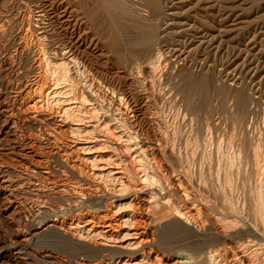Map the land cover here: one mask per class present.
<instances>
[{"label": "bare ground", "instance_id": "1", "mask_svg": "<svg viewBox=\"0 0 264 264\" xmlns=\"http://www.w3.org/2000/svg\"><path fill=\"white\" fill-rule=\"evenodd\" d=\"M251 1L252 9L264 2ZM137 2L147 8L145 17L133 13L127 0H11L2 7L0 38L12 35L13 50L0 57V264H252L249 246L230 243L245 235L264 240L229 198L235 155H229L230 166L222 171V191L211 196L206 171L198 168V175L191 176L175 156L177 142L168 147L170 136L156 132L152 123L155 91L178 93L177 79L191 84L192 69L200 62L194 53L201 55L203 66L208 63L202 57L213 45L207 21L197 28L188 19L177 21L182 15L178 10L195 0ZM196 6L204 14L216 13L219 26L237 14L235 26L247 23L239 27L240 33L250 24L242 17V10L249 14V3L243 9L238 0H198ZM102 11L117 28L123 21L136 32L139 51L125 47L130 56L120 54L125 43L118 32L108 33L111 51L120 54L116 72L102 65L94 51ZM207 71L192 81L194 91L203 96L213 81ZM126 74L134 77L132 82ZM224 75L219 72L212 91L223 109L233 101L244 132L254 112L252 88L237 76L239 82L227 91L225 83H217ZM250 146L260 170L255 195L250 196L253 216L263 220V147L259 142ZM51 249L67 253L68 260Z\"/></svg>", "mask_w": 264, "mask_h": 264}, {"label": "rangeland", "instance_id": "2", "mask_svg": "<svg viewBox=\"0 0 264 264\" xmlns=\"http://www.w3.org/2000/svg\"><path fill=\"white\" fill-rule=\"evenodd\" d=\"M1 1H3L1 3ZM6 5L5 0H0V9H2L0 11L1 14H4V10L5 8H7L10 3L11 0H6ZM13 1V0H12ZM127 0V4H129L128 6L132 8L133 13L135 12V14H139L141 17H145L144 14L147 13V8L145 6L139 5L137 4V0L136 1H129ZM194 1V0H192ZM198 0H195V3H191V2H186L185 3V8L184 6H182L181 9L178 10V12H180L182 15H180L181 17L177 18V21L180 23H184L187 19L186 22H191V24L195 25V27L197 28L198 26H200L201 24H205L206 21V27L209 29V38H212L211 42L213 43L212 46H208L209 49L208 52H205L203 54L202 57L207 56L208 63H206L204 66L202 65L203 62L201 61V55L196 52L194 54H196L195 58L197 57V62L198 63V67L195 66L192 71H193V79H190L189 81L191 82V84L188 82H185L181 79H177L178 82H176V90L179 93H176L175 91L172 93L168 92H161L159 89L158 91H155V93H157V101L155 104V115L153 116V127L156 130V132H158V130H161L162 132H165V136H170L169 138L167 137V140L170 141V145H168V147L170 146H174L172 144H174L173 142H177L174 147L175 148V156H177L178 160H180V165L184 166L185 168H187V170L189 171V174L192 176V174L198 175L199 171L204 169V171H206V181H207V187L208 190L210 191L209 193L212 194L211 196H214L215 193H220L222 191V181L224 179L223 177V170L224 168H226V166H230L229 162H228V158L230 157H234L236 158V154H238V151H241L239 156L237 155V158L235 160V158L232 160L235 163H231V168H233V175H232V187L228 189V194H229V198L232 200V202H236L234 203L236 209L238 208L237 212L240 216H242V218H244V221L247 224H252V226H256V228L259 230L260 233L264 234V225H262L264 223V219L261 220L262 218L258 217L256 214L255 216H253L254 214V202L253 199L251 197H254L253 194L255 193V189L257 186V182L260 179V176H258L260 174V170L258 168V164L254 159L253 156V148L252 146H250V143H256L261 144V165L264 161V2L263 5H261L258 9L255 7L252 9L253 5L251 0H238V3L241 4V6L243 7V9L247 8L248 3V10L249 14L248 17H245L247 15L244 14L245 10L243 11V15L244 16L243 19L248 20V22L250 24H248V28L246 30H242L243 32L240 33L239 31L241 30V28H239L240 26H244L247 23H239L236 26L238 27V30L236 29L237 27L235 26L236 23L234 22H238V18L237 14H235L232 18V16L230 17V19L227 22L222 23V25L219 24L214 21V19L216 18L218 20V18L216 17L217 15L214 14L213 12H209L208 14L204 12H199V8L197 9L196 6V2ZM248 1V2H247ZM132 4H131V3ZM135 3V4H133ZM2 4H4L3 6H1ZM187 5V6H186ZM247 5V6H246ZM5 8H2L4 7ZM7 6V7H6ZM133 6V7H132ZM196 6V9H194ZM263 6V7H262ZM140 7V8H139ZM192 8L194 10H192ZM135 10V11H134ZM138 10V11H137ZM185 10V11H184ZM192 12H191V11ZM259 12H257V11ZM3 11V13H2ZM140 11V12H139ZM251 11V12H250ZM183 12V13H182ZM197 12V13H196ZM253 12V13H252ZM190 13V14H189ZM201 13V14H200ZM238 13V12H237ZM247 13V12H246ZM251 13V14H250ZM0 14V15H1ZM185 14H189V15H185ZM207 14V15H206ZM210 14V16H209ZM257 14V15H256ZM101 18L103 21V24L101 23V35L97 36L95 38V41H97L98 47L96 49H94V51L96 52V54L98 55V59L99 62L104 65L105 67H111L108 68L113 72H116V70H119L118 65H117V60L120 57V54H122L123 52V56H130V48H134L136 46V32L134 30V28L129 27L127 24H125L123 21L119 22V27L117 28L114 23H112L109 19V17L107 16V13L105 12H101ZM202 15H204L202 17ZM262 15V16H261ZM2 16V15H1ZM0 16V17H1ZM189 16V17H188ZM199 16V17H198ZM207 16V17H206ZM147 17V16H146ZM188 17V18H187ZM193 17V18H192ZM196 17V18H194ZM237 17V18H236ZM259 17V18H258ZM232 18V20H231ZM257 18V19H256ZM205 20V23L203 22ZM207 19V20H206ZM241 19V21L243 20ZM259 19V20H258ZM263 19V20H261ZM108 20V21H107ZM191 20V21H189ZM203 20V21H202ZM253 20V21H252ZM240 21V19H239ZM209 22V23H208ZM260 22V23H259ZM113 24V25H112ZM226 24V25H225ZM234 24V25H232ZM257 24V25H256ZM263 24V25H262ZM122 25V26H121ZM255 25V26H254ZM112 26V27H111ZM212 28H211V27ZM224 26V28H223ZM129 27V28H127ZM187 26H184V28ZM236 27V28H235ZM120 28V29H119ZM123 28V29H122ZM195 28V29H196ZM224 30H223V29ZM235 28V29H234ZM257 28V29H256ZM178 29V28H176ZM217 29V30H216ZM259 29V30H258ZM105 30V31H104ZM112 30V31H111ZM115 30V31H114ZM131 30V31H130ZM220 30H223L222 33L220 32ZM226 30V31H225ZM229 32H228V31ZM257 30V31H256ZM110 31V32H109ZM130 31V32H129ZM235 31V32H234ZM106 32V33H105ZM113 32H118V35H120V39L122 41V43L124 44V46H122L123 48L121 49V53H116V51H111V47H110V43L108 40V37L110 33ZM109 33V34H108ZM220 33V34H219ZM240 33V34H239ZM15 34V33H14ZM228 34V35H227ZM223 35V36H222ZM236 35V36H235ZM240 35V36H239ZM243 35V36H242ZM257 35V36H254ZM7 35L5 38H0V57L3 58L4 52L7 53L9 51H12L13 49L11 48V37L12 35ZM124 37V38H123ZM129 37V38H128ZM236 37V38H235ZM263 37V38H262ZM126 38V39H125ZM214 38V39H213ZM8 39V40H7ZM132 39V40H131ZM218 39V40H217ZM236 41H235V40ZM102 40V41H101ZM127 40V41H126ZM234 40V41H233ZM238 40V41H237ZM263 40V41H262ZM6 41V42H4ZM9 41V42H8ZM216 41V42H213ZM197 39L195 41L194 39V46H197ZM220 42V43H218ZM224 42V43H223ZM260 42V43H259ZM6 43V44H5ZM217 43V44H216ZM240 43V44H239ZM247 43V44H246ZM220 44V45H219ZM224 44V45H223ZM127 45V46H126ZM134 45V46H133ZM215 45L220 46L221 50H218V48L215 47ZM130 47V48H125V47ZM214 46V48H212ZM221 46H224L223 48ZM247 46V48H246ZM8 47V48H7ZM101 47V48H100ZM99 48V49H98ZM138 48V47H137ZM136 47L134 48L136 52H138L139 48L137 49ZM219 48V49H220ZM254 48V49H253ZM256 48V49H255ZM8 49V50H7ZM216 49V50H215ZM238 49V50H237ZM263 49V50H262ZM218 50V51H217ZM223 50V52H222ZM240 51V52H239ZM263 53H262V52ZM147 52V51H146ZM145 52V53H146ZM235 52V53H234ZM237 52V53H236ZM260 52V53H259ZM216 53V54H215ZM243 53V54H241ZM262 53V54H261ZM104 54V55H103ZM115 54V55H114ZM257 54V55H256ZM119 55V56H118ZM200 55V56H198ZM205 55V56H204ZM226 55V56H225ZM232 55V56H231ZM254 55V56H253ZM258 57V58H257ZM0 58V59H2ZM112 58V59H111ZM255 58V59H254ZM211 60V61H209ZM225 60V61H224ZM232 60V61H231ZM236 60V61H235ZM240 60V61H239ZM222 61V62H221ZM107 62V63H106ZM211 62V63H210ZM218 62V63H217ZM221 62V63H220ZM223 63V64H222ZM212 66H211V65ZM226 64V65H225ZM116 65V66H115ZM180 66H182L180 64ZM179 66V67H180ZM200 67V68H199ZM204 67V68H203ZM235 67V68H234ZM203 68V69H202ZM214 72L212 73L210 71V73H208V71L206 73H208V76L211 78V80L213 79V81L210 83V88L208 89V94L204 95L201 92L194 91L195 86L194 84H192V81L194 82V79L196 80L200 75H202V73L205 74L204 71H206L207 69H209ZM213 68V69H212ZM174 69V68H173ZM178 70L177 68H175L174 71ZM214 70V71H213ZM220 70V71H219ZM241 70V71H240ZM248 70V71H247ZM217 71V72H216ZM225 71V72H224ZM219 72H223L225 75L223 77V79H218L217 83L219 84H224L225 85V89L230 91L229 87H233L236 86L234 85V83L237 84V82H239L237 79H239V77L241 78V80L243 79V81L251 86L252 90H251V94L254 98V102L252 103L254 112L251 114V116L248 118V122L245 126V134L244 132H242V123L243 122L241 120V113L239 111V109H237V107H235L233 105V101H229L228 104L226 105V107L223 109L220 107V105L218 104L219 102V97L217 95H215V93L212 91L213 90V86H214V82L216 81V77L219 74ZM212 73V74H211ZM218 73V74H217ZM230 73V74H229ZM253 73V74H252ZM203 74V75H204ZM198 75V77L196 76ZM227 75V76H226ZM228 75H231L230 79L228 78ZM232 75L235 76V80H231ZM127 81L128 82H132L134 77L126 74ZM195 76V78H194ZM239 76V77H237ZM227 77V78H226ZM237 77V79H236ZM252 77V78H251ZM261 77V78H260ZM224 80V81H223ZM222 81V82H221ZM235 81V82H232ZM248 81V82H247ZM185 82V83H184ZM187 83V85H185ZM230 83V84H229ZM232 83V84H231ZM254 83V84H253ZM188 84L190 85V87L188 86ZM213 86H212V85ZM194 87H193V86ZM253 85V86H252ZM256 85V86H255ZM180 88H179V87ZM184 87V88H183ZM188 87V88H187ZM187 88V89H186ZM191 88V89H190ZM182 89V90H181ZM261 89V90H260ZM180 90V91H179ZM190 90V91H188ZM192 90V91H191ZM188 92L187 95L186 93ZM194 94H192V93ZM159 93V95H158ZM163 93V94H161ZM172 94V95H171ZM177 94V95H176ZM192 94V96H191ZM163 95V98H162ZM175 95V96H174ZM185 95V96H184ZM184 96V97H183ZM168 97V98H167ZM170 97V98H169ZM178 97V98H177ZM189 99H188V98ZM190 100V105H186V99ZM180 99V100H179ZM192 99V100H191ZM187 100V101H188ZM193 101V102H192ZM161 102V103H160ZM183 102V103H182ZM181 106H180V104ZM193 103V104H191ZM159 104V105H158ZM175 104V105H174ZM178 105V106H177ZM183 105H185L183 107ZM196 106V107H195ZM215 107V108H214ZM161 108V109H160ZM171 108V109H170ZM187 108V109H186ZM220 108V109H219ZM229 109V110H228ZM191 110V111H190ZM160 117H159V116ZM178 115V116H177ZM164 117V118H163ZM169 117V118H168ZM184 118V119H183ZM172 119V120H171ZM220 119V120H219ZM222 119V120H221ZM155 120V121H154ZM218 121V122H217ZM221 121L223 123H221ZM240 121V122H239ZM156 122V124H155ZM161 122V123H160ZM217 122V124H216ZM240 123V124H239ZM155 124V126H154ZM167 126H166V125ZM175 124V125H173ZM219 124V125H218ZM159 125V126H158ZM191 125V126H190ZM159 128H158V127ZM216 126V128H214ZM249 126V128H248ZM157 127V128H155ZM168 127V128H167ZM210 127V128H209ZM239 127V128H238ZM163 128V129H162ZM166 129V130H165ZM209 129V130H208ZM248 130V134H247V130ZM169 132H168V131ZM215 130V131H213ZM240 130V131H239ZM161 131H159L161 133ZM175 133H174V132ZM158 132V133H159ZM207 132V133H206ZM212 132V133H211ZM214 132V133H213ZM157 133V134H158ZM168 133V134H166ZM210 133V134H209ZM243 134L240 135V134ZM178 134V135H176ZM207 135V136H206ZM206 136V137H205ZM213 136V137H212ZM235 138H234V137ZM209 137V138H208ZM177 138V139H176ZM193 138V139H192ZM195 138V139H194ZM208 138V139H207ZM217 138V139H216ZM223 138V139H222ZM226 138V139H225ZM237 138V139H236ZM189 139V140H187ZM200 139V140H199ZM212 139V140H211ZM232 139V140H231ZM247 139H250L247 140ZM176 140V141H175ZM196 140V142H195ZM206 142L204 144V141ZM247 140V141H245ZM255 140V142H254ZM259 140V141H258ZM167 141V142H168ZM173 141V142H172ZM183 141H187V142H183ZM201 141V143L198 142ZM209 141V142H208ZM245 141V144H241L242 142ZM258 141V142H257ZM203 142V143H202ZM208 142V144H207ZM220 142V143H219ZM233 142V143H232ZM181 143V144H180ZM185 143V144H184ZM215 145H214V144ZM222 143L223 147H222ZM227 143V144H226ZM169 144V142H168ZM196 144V145H195ZM199 144V145H198ZM204 144V145H203ZM207 144V145H206ZM233 144V146H231ZM249 144V145H248ZM187 145V146H186ZM212 145V146H211ZM219 147H218V146ZM221 145V146H220ZM236 145V146H235ZM181 146V147H180ZM184 146V147H183ZM195 146V147H194ZM199 146V147H198ZM204 146V147H202ZM217 146V147H216ZM230 146V147H229ZM239 148H236V147ZM194 147V148H193ZM202 147V148H201ZM216 147V148H215ZM229 149H228V148ZM184 148V150H183ZM201 148V150H199ZM235 148V149H234ZM187 149V150H186ZM196 149V150H195ZM216 149H219V151H217ZM224 151H223V150ZM226 149V150H225ZM221 150V151H220ZM231 152H229V151ZM235 150V151H234ZM246 150V151H245ZM179 151V152H178ZM188 151V152H187ZM195 151V152H194ZM198 154H197V152ZM200 151V152H199ZM213 151V152H212ZM234 152V153H233ZM170 153V151H169ZM209 153V154H207ZM233 153V154H232ZM236 153V154H235ZM212 154V155H211ZM231 154V155H230ZM181 155V156H180ZM209 155V156H208ZM221 155V156H220ZM225 155V156H223ZM230 155V157H229ZM246 156V157H245ZM181 157V158H180ZM189 157V161L188 160ZM221 157V158H220ZM223 157V158H222ZM227 157V159H226ZM238 157H240L238 159ZM180 158V159H179ZM196 158V159H195ZM184 159V160H183ZM187 159V160H186ZM226 159V160H225ZM238 159V160H237ZM223 160V161H222ZM235 160V161H234ZM242 160V161H241ZM183 163H182V162ZM202 161L204 162V165L202 163ZM213 161V162H212ZM222 163H221V162ZM193 162V163H192ZM195 162V165H194ZM224 162V164H223ZM226 162V163H225ZM212 163V164H210ZM228 163V164H227ZM239 163V164H238ZM254 163V164H253ZM208 164V165H207ZM221 164V165H220ZM227 164V165H226ZM236 164V165H235ZM256 164V165H255ZM264 164V163H263ZM205 167H203V166ZM207 165V166H206ZM219 165V166H218ZM240 165V166H237ZM188 166V167H187ZM191 166H193L191 168ZM197 166V167H196ZM201 166V167H200ZM224 166V167H223ZM264 166V165H263ZM190 167V169H189ZM240 167V168H239ZM257 167V169H256ZM200 170H199V169ZM239 168V169H237ZM248 168V169H247ZM256 170H255V169ZM197 169V170H196ZM220 171V175L219 177L217 172ZM237 169V171L235 170ZM212 170L213 174H210ZM196 171V172H194ZM240 171V172H238ZM256 171V173H255ZM210 172V173H209ZM222 172V173H221ZM192 173V174H191ZM237 175H236V174ZM246 173V174H245ZM239 174V175H238ZM208 175V176H207ZM217 175V176H216ZM216 176V177H215ZM237 176H239L237 178ZM213 177V179H212ZM221 177V178H220ZM247 177V178H246ZM251 177V178H250ZM259 177V178H257ZM218 178V179H217ZM257 178V179H256ZM215 180V181H214ZM221 182H220V181ZM236 182H235V181ZM213 181V182H212ZM239 181V182H238ZM257 181V182H256ZM211 182V183H210ZM219 182V184H218ZM238 182V183H237ZM213 183V184H212ZM245 184V185H244ZM218 185V186H217ZM234 185V186H233ZM241 185V186H240ZM255 186V187H254ZM222 187V188H220ZM238 187V188H237ZM244 187V188H243ZM217 188V189H215ZM233 188V189H232ZM215 189V190H214ZM221 189V191L219 190ZM251 189V190H250ZM233 190V191H232ZM230 191V192H229ZM244 192V193H243ZM234 193V194H232ZM247 194V195H246ZM247 197H246V196ZM252 195V196H251ZM255 195V194H254ZM251 196V197H250ZM249 197V198H248ZM239 200V201H238ZM252 200V201H251ZM243 202V203H242ZM248 202V203H247ZM240 203V204H239ZM242 203V204H241ZM245 203V204H244ZM36 205V203H34V206ZM244 205V206H243ZM238 206V207H237ZM36 207V206H35ZM257 216V217H256ZM257 218V219H255ZM258 220V221H257ZM263 221V222H262ZM260 224V226H259ZM254 226V227H255ZM245 235V234H244ZM250 238H248V237ZM245 237V239H244ZM252 237V238H251ZM250 239V240H248ZM235 240V241H234ZM232 242H230L231 244H236V246H240L242 247L243 245L247 247V255L248 259L251 260L252 264H264V240H260L259 236H249V235H245L237 239H234ZM252 240V241H251ZM253 240L257 241L254 242ZM238 241V242H237ZM245 241V242H244ZM249 241V243H248ZM263 243H262V242ZM236 242V243H235ZM240 242V243H239ZM256 243V245H254V243ZM262 245H260L261 243ZM244 243V244H242ZM248 243V244H247ZM252 246H250L251 244ZM242 244V246H241ZM250 244V245H249ZM254 245V246H253ZM260 246V249H258ZM251 247V248H250ZM257 247V248H256ZM258 249V250H257ZM250 250V251H249ZM256 250V251H255ZM262 250V251H261ZM51 251L55 254L58 255L59 257H62V259H66L68 260V254L58 250V249H51ZM58 251V252H57ZM60 253V254H59ZM254 256V257H253ZM257 259V260H256ZM259 259V260H258ZM263 260V261H262ZM36 264H42V262H36ZM45 264V263H44ZM48 264V263H47Z\"/></svg>", "mask_w": 264, "mask_h": 264}]
</instances>
